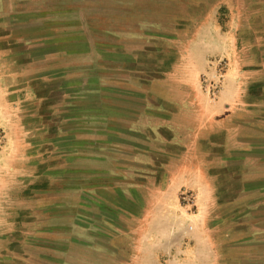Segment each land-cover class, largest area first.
Wrapping results in <instances>:
<instances>
[{
	"label": "crops",
	"instance_id": "1",
	"mask_svg": "<svg viewBox=\"0 0 264 264\" xmlns=\"http://www.w3.org/2000/svg\"><path fill=\"white\" fill-rule=\"evenodd\" d=\"M78 37L33 34L17 54L29 60L24 104L50 154V165L36 166L52 169V254L72 255L78 243L112 263L134 264L138 218L186 211L178 196L186 188L196 193L193 223L187 231L168 230L177 242L166 246V264H264V56H253L246 79L227 81L209 99L197 78L200 67L185 77L181 55L153 77L138 72L136 55L123 59L114 40L90 44ZM9 90L1 82L4 106L18 95ZM6 204L0 240L23 223L24 212ZM52 260L100 264L88 257Z\"/></svg>",
	"mask_w": 264,
	"mask_h": 264
},
{
	"label": "rangeland",
	"instance_id": "2",
	"mask_svg": "<svg viewBox=\"0 0 264 264\" xmlns=\"http://www.w3.org/2000/svg\"><path fill=\"white\" fill-rule=\"evenodd\" d=\"M49 32L78 35L90 44L104 40L107 45L114 40L123 59L136 55L138 72L153 77L162 76L181 55L187 66L185 77L192 79V70L197 72L199 66L197 78L203 95L216 99L227 81L250 75L246 73L255 62L253 56H264V0H0V84L8 83L9 94H18L8 97V106L0 101V207L7 202L10 210L19 207L24 212L21 230L0 240V264H57L53 257L78 263L88 257L100 264H120L78 243L72 244V255L52 254L48 217L52 213V192L48 191L52 169L36 166L40 162L50 165V154L43 152L24 104L25 87L30 83L25 84L23 71L29 60L17 55L25 49V37ZM92 176L97 186L98 175ZM34 180L38 181L35 185ZM34 186L46 191L33 193ZM32 194L36 196L31 198ZM178 196L186 211L170 218H138L134 264H166V246L177 242L176 235L168 237V230L174 233L184 225L187 231L193 223L195 191L183 188ZM89 203L96 212V204ZM32 210L37 211L35 215ZM187 213L191 217L186 218ZM79 232L75 235L84 236ZM125 242L119 239L120 244ZM154 252L161 253L160 257H153ZM171 253L175 255L176 250Z\"/></svg>",
	"mask_w": 264,
	"mask_h": 264
}]
</instances>
